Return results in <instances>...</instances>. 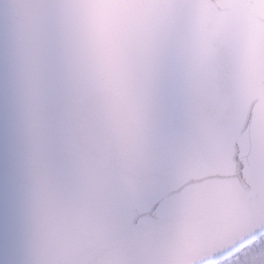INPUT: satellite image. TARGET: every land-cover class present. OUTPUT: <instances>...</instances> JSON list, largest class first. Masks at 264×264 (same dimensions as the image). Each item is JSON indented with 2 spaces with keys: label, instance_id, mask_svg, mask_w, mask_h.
<instances>
[{
  "label": "water",
  "instance_id": "95a60500",
  "mask_svg": "<svg viewBox=\"0 0 264 264\" xmlns=\"http://www.w3.org/2000/svg\"><path fill=\"white\" fill-rule=\"evenodd\" d=\"M206 3L209 28L219 37L211 43L216 96L224 105L210 120L205 99L182 93L170 71L164 88V71L117 70L116 39L107 38L110 29L115 32V22L99 21L97 34L91 36L84 29L72 31L78 52L75 69L66 70L68 79L76 85L91 83L99 116L105 113L102 131L120 140L124 152L135 148L133 156L135 151H150L165 157L167 146L175 155L168 163L133 167L119 156H101L94 147L99 143L97 126L87 112L72 123L74 140L64 147L46 124L66 118L71 106L68 110L58 101L28 108L21 99L24 89H50L48 69L40 70L34 86L2 92L0 124L5 135L14 137L28 129L31 154L43 157L27 174L11 159L0 160V264H210L264 237V169L256 175L248 170L251 146L242 143L254 126L257 105L264 102V0ZM97 40L87 54V41ZM89 56L94 70L88 69ZM4 59L3 66L11 64ZM53 64L58 75V63ZM104 82H111L110 87L102 86ZM191 101L202 104L203 111L189 114ZM41 113L44 119L37 126L35 117ZM68 134L63 132L65 142ZM205 136L226 149L228 163L215 175L192 167L204 151ZM201 185L212 191L200 192ZM190 191L196 192L193 201L186 198ZM231 240L238 244L231 247Z\"/></svg>",
  "mask_w": 264,
  "mask_h": 264
},
{
  "label": "flooded vegetation",
  "instance_id": "af4514ba",
  "mask_svg": "<svg viewBox=\"0 0 264 264\" xmlns=\"http://www.w3.org/2000/svg\"><path fill=\"white\" fill-rule=\"evenodd\" d=\"M153 3L155 0H0V56H7V60L9 58L11 61L10 65L3 66L5 60L3 57L0 63V95L8 87H13V91L18 92L21 89L17 88H29L30 84L34 86V80L41 77L40 70L48 69L46 85L52 90H37V87H31L29 91L24 89L21 91V99L27 102L28 108H33L34 104L37 107L39 104L58 103V101L66 104L68 110L71 106L72 111L70 115L67 114L66 118L46 124L53 133H58L59 138L65 143L64 147L70 146L74 140L71 135L74 130L72 123L77 120L79 114L87 112L88 119L94 120V125L97 126L96 136L99 138V143L94 144V147L101 156L107 159L119 156L121 162H127L133 167L137 163L144 165L170 162L175 155L169 151L167 146L163 148L167 151L165 157L159 154L155 156V153L150 151L146 153L135 151L133 156L130 151L135 148L124 152L120 140L117 138L113 140V136H107L101 129L103 125L100 118L104 117L105 113L99 116L96 107L97 93L92 90L91 83L76 85L68 79L69 73L66 71L75 69V60H77L78 51L74 52L72 31L79 28L84 29L89 36L97 34L95 33L96 23L99 24V21L102 22L105 18L109 19V22H115V32L110 29V36L107 34V38L116 39L117 70H153L142 50L144 26L154 11L151 7ZM195 11L211 34V42L218 41V35H215L209 28V8L206 0H197ZM65 31L68 34H65ZM124 35H127L125 42ZM185 35L186 33H181L178 38L179 43L185 40ZM89 42L87 41L88 48H84L87 54L92 52L94 44L99 43L98 40L93 44ZM89 58L88 69L94 70L93 58L90 56ZM54 61L58 63L56 69L61 70L58 75L53 73ZM184 61H186L185 58ZM172 66L171 56L167 71H164L160 80L164 88L168 87L167 72L170 71L169 67L172 69ZM195 69L197 70L196 65ZM59 78L62 79L60 83ZM109 83L111 82H104L102 86L107 89L110 87ZM119 85L126 86L123 81L119 82ZM76 86L84 87V89L76 91L74 90ZM77 97H79V102H76ZM73 102L83 103V105L78 104L73 107L71 105ZM85 104H87L86 111L84 110ZM43 119L44 114H38L35 117V124L39 126ZM64 131L69 133L66 142ZM5 134L0 124V160L8 161L9 158L14 162V166H18L25 174L29 173L43 154L36 153L35 156L31 154L34 148L31 145V138L28 137L30 136L28 129H23L14 137ZM7 164L10 163L7 162ZM222 262L223 258L210 264Z\"/></svg>",
  "mask_w": 264,
  "mask_h": 264
},
{
  "label": "snow or ice",
  "instance_id": "6c2138e0",
  "mask_svg": "<svg viewBox=\"0 0 264 264\" xmlns=\"http://www.w3.org/2000/svg\"><path fill=\"white\" fill-rule=\"evenodd\" d=\"M151 7L154 11L144 26L142 50L152 69L167 71L178 38L181 33H186L189 42L182 53L186 62L191 63L194 59L198 71L205 76L210 75L214 70L216 53L212 47L211 34L207 31L204 22L196 15L197 0H155ZM237 72L238 75H242L244 70L238 65ZM203 139L204 151L194 161L192 167L207 175H215L218 168L228 163L226 149L210 136H205ZM242 143L251 146L246 162L248 170L256 175L258 171L264 169V102L257 105L254 126ZM198 190L204 193L212 191L206 185L199 186ZM186 198L193 201L196 192L190 191ZM244 250L238 249L227 253L223 257L222 264H229V261Z\"/></svg>",
  "mask_w": 264,
  "mask_h": 264
},
{
  "label": "rangeland",
  "instance_id": "374dc122",
  "mask_svg": "<svg viewBox=\"0 0 264 264\" xmlns=\"http://www.w3.org/2000/svg\"><path fill=\"white\" fill-rule=\"evenodd\" d=\"M197 17L199 18L198 15ZM185 37V40L180 41L179 47H175L177 50L172 53V65L174 67L172 66V69H170V67L168 68L172 78L171 81L174 82V85L180 84L182 93L184 91V94H189L192 98L205 99V106L207 107L206 117L209 120L214 119L216 118V110L224 106L220 105V100L216 96L219 91L216 73H214V70L207 76L203 75L201 72L196 73L195 61L193 60L191 63L184 61V56L181 54L186 44L189 42L187 34ZM189 109V114H194V110L202 112L204 106L200 103L196 105L191 101ZM228 244L233 247L236 246L238 242L231 240ZM229 264H264V237L248 246L243 252L236 256V258L229 261Z\"/></svg>",
  "mask_w": 264,
  "mask_h": 264
}]
</instances>
